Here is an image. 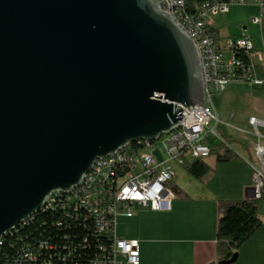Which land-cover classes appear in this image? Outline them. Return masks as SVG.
Masks as SVG:
<instances>
[{"label": "water", "instance_id": "obj_1", "mask_svg": "<svg viewBox=\"0 0 264 264\" xmlns=\"http://www.w3.org/2000/svg\"><path fill=\"white\" fill-rule=\"evenodd\" d=\"M204 103L197 49L167 0H0V239L96 160L157 141Z\"/></svg>", "mask_w": 264, "mask_h": 264}, {"label": "built area", "instance_id": "obj_2", "mask_svg": "<svg viewBox=\"0 0 264 264\" xmlns=\"http://www.w3.org/2000/svg\"><path fill=\"white\" fill-rule=\"evenodd\" d=\"M167 2L178 27L189 29L202 60L204 106L183 108L177 135L129 144L113 158L94 164L69 194L54 192L41 209L58 213L53 226L63 234L67 231L65 243L47 231L34 234L14 229L0 239V264H141L140 243L119 234V219L134 217L138 208L170 211L177 198L175 167L210 157L208 139L225 143L220 134L224 126L244 133L221 121L213 98L232 83L264 85L260 54L250 36L221 41L207 17L228 13L233 5L257 6L260 16L252 23L260 27L264 43V0H221L203 4L195 13L189 12L185 0ZM249 125L257 140L254 161L249 163L254 199L264 205V121L251 117ZM28 219L33 225L37 213ZM39 223L40 229L48 226L45 221Z\"/></svg>", "mask_w": 264, "mask_h": 264}, {"label": "rangeland", "instance_id": "obj_3", "mask_svg": "<svg viewBox=\"0 0 264 264\" xmlns=\"http://www.w3.org/2000/svg\"><path fill=\"white\" fill-rule=\"evenodd\" d=\"M258 9L233 5L227 14H210L207 21L215 28H219L223 37L229 35L232 37L233 34L242 35L245 33L244 28L247 27L246 32L252 36L264 61V44H261L260 27L252 23L253 18L260 16ZM213 101L221 121L244 133L235 132L225 126L222 127L220 134L223 140L229 149L235 151L237 156L229 162H217L216 158L212 156L206 158L204 162L210 166L211 173L203 182L191 177L184 168L175 167L174 183L176 182L193 196L201 192L200 190L206 182L210 183L211 186L217 185L221 192L231 191L247 182L254 186L253 171L249 163L254 161L253 148L257 140L252 136L253 128L249 125V119L256 117L264 121V85L232 83L225 92L216 95ZM261 131L264 133L263 129ZM152 213V211L150 213L147 211L139 212L137 214L138 224L133 219H120L119 230L125 235L133 236L138 231L140 224L143 232L140 239L142 240L146 231L148 233L147 239L150 242H155V247H157V252L152 257V264H169V245L165 243L164 240L166 239L163 233L157 232L155 229L157 226L155 223L158 221L152 218L154 216ZM260 216L263 226L239 249V258L233 264H264V245H262L264 241L263 204L260 205Z\"/></svg>", "mask_w": 264, "mask_h": 264}, {"label": "crops", "instance_id": "obj_4", "mask_svg": "<svg viewBox=\"0 0 264 264\" xmlns=\"http://www.w3.org/2000/svg\"><path fill=\"white\" fill-rule=\"evenodd\" d=\"M241 7L251 9L256 7L258 9L257 6L252 4ZM258 11L260 12L259 9ZM213 28L221 41L228 38L239 39L245 35L249 36L246 32L247 27L244 28L245 33L242 35L233 34L232 37L231 35L223 37L219 28H215L214 26ZM250 37L252 38V36ZM254 44L257 49L255 42ZM261 44H264L262 39ZM260 60V73L262 77H264V61L261 56ZM173 185L176 189L184 192V194H177V198L172 202V209L170 211H153L138 208L134 217H122L120 219H133V221L138 224L139 218L137 214H139V212L147 211L150 213L152 211L154 215L152 218L158 221L155 223L157 225L155 229H157V232L163 233L166 239L164 241L169 245V264H218L219 260L216 255V236L221 204L225 201L242 200L246 198V195L251 193L250 189L253 188L252 184L247 182L242 186L233 188L231 191L221 192L217 185L211 186L210 183L206 182L201 188V192L199 194L197 193L195 196L180 187L176 182L173 183ZM138 227V231L133 236L123 234L122 231L119 230V226L118 231L124 238L139 241L141 264H152V257H154L157 252V247H155L156 244L147 239L148 233L146 231L141 240L140 238L143 232L140 224ZM262 245H264V241Z\"/></svg>", "mask_w": 264, "mask_h": 264}, {"label": "trees", "instance_id": "obj_5", "mask_svg": "<svg viewBox=\"0 0 264 264\" xmlns=\"http://www.w3.org/2000/svg\"><path fill=\"white\" fill-rule=\"evenodd\" d=\"M189 12L195 13L197 8L206 3H214L221 0H185ZM208 143L211 149V156L215 157L217 162H229L237 156L234 150H231L227 145L215 138H209ZM188 174L198 181H204L210 173L211 168L204 160H196L187 163L183 167ZM177 194L183 195L179 189H176ZM261 201L253 198H244L242 200L225 201L221 204L220 217L218 220L217 236H216V255L219 262L229 261L239 249L244 246L255 233L263 226L260 216ZM41 213L37 214V221L33 223L31 220L19 226V231L41 232L47 231V234L53 235L55 238L61 237L66 241L65 235L59 229L53 226V223L58 220L57 212L49 213V209H42ZM45 221L48 226L45 229H40L42 224L39 222ZM61 233V234H60ZM14 242L19 239L14 238ZM9 241V240H8Z\"/></svg>", "mask_w": 264, "mask_h": 264}, {"label": "bare ground", "instance_id": "obj_6", "mask_svg": "<svg viewBox=\"0 0 264 264\" xmlns=\"http://www.w3.org/2000/svg\"><path fill=\"white\" fill-rule=\"evenodd\" d=\"M191 40H192V34H190V32H189V29H181ZM199 59H200V55H199ZM200 62H201V67H202V60H200ZM177 133H178V128H176V129H174L173 131H171L169 134H164L163 135V138H171V135H177ZM144 141H147V140H144ZM113 156H115V154L114 155H111V156H109V157H106V158H103V159H98V160H96L95 161V163L94 164H100V161H105L107 158H113ZM42 210V209H41ZM40 210V211H41ZM48 210V209H47ZM38 212L37 214H39V213H41V212ZM29 220H31V219H27V220H25L23 223H21L19 226H21V225H23V224H25L27 221H29ZM18 226V227H19ZM18 227H16L15 228V230H17V228Z\"/></svg>", "mask_w": 264, "mask_h": 264}]
</instances>
